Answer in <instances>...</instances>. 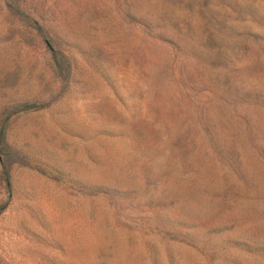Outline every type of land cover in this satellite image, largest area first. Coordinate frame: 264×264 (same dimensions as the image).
<instances>
[{"label": "rangeland", "instance_id": "rangeland-1", "mask_svg": "<svg viewBox=\"0 0 264 264\" xmlns=\"http://www.w3.org/2000/svg\"><path fill=\"white\" fill-rule=\"evenodd\" d=\"M0 264H264V0H0Z\"/></svg>", "mask_w": 264, "mask_h": 264}]
</instances>
